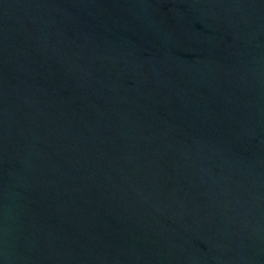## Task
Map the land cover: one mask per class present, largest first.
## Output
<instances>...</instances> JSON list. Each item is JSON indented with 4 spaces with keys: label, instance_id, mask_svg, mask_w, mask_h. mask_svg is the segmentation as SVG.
Masks as SVG:
<instances>
[{
    "label": "water",
    "instance_id": "1",
    "mask_svg": "<svg viewBox=\"0 0 264 264\" xmlns=\"http://www.w3.org/2000/svg\"><path fill=\"white\" fill-rule=\"evenodd\" d=\"M0 264H264V0H0Z\"/></svg>",
    "mask_w": 264,
    "mask_h": 264
}]
</instances>
